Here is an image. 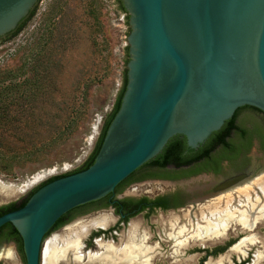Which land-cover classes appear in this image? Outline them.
I'll return each mask as SVG.
<instances>
[{"label":"water","instance_id":"obj_1","mask_svg":"<svg viewBox=\"0 0 264 264\" xmlns=\"http://www.w3.org/2000/svg\"><path fill=\"white\" fill-rule=\"evenodd\" d=\"M43 2L0 0V39ZM120 2L129 27L127 83L93 165L43 186L0 217V228L9 224L19 234L26 264H39L50 236L44 239L62 216L113 193L172 138L196 150L237 110L264 115V0ZM257 172L223 182L221 191Z\"/></svg>","mask_w":264,"mask_h":264},{"label":"rangeland","instance_id":"obj_2","mask_svg":"<svg viewBox=\"0 0 264 264\" xmlns=\"http://www.w3.org/2000/svg\"><path fill=\"white\" fill-rule=\"evenodd\" d=\"M126 23L116 0H44L16 36L0 43V207L21 202L47 180L79 169L91 155L122 86ZM249 156L248 171L261 175L229 191L225 205L230 202L238 209L248 205L263 237L264 160L256 145ZM235 170L227 168L223 175L231 176ZM218 180L202 176L181 184L199 186ZM139 186L155 195L172 185L146 182L125 194L139 195L131 192ZM244 189L246 194L239 192ZM221 203L220 197L204 206L203 227L210 218L207 211L220 205L222 209ZM103 219L72 226L65 235L53 233L48 240L59 249L68 235L88 233ZM232 225L244 230L235 223L229 228ZM255 243L252 237L250 245ZM79 253L80 261L70 256L71 261L68 257L60 264L90 261L82 250Z\"/></svg>","mask_w":264,"mask_h":264},{"label":"flooded vegetation","instance_id":"obj_3","mask_svg":"<svg viewBox=\"0 0 264 264\" xmlns=\"http://www.w3.org/2000/svg\"><path fill=\"white\" fill-rule=\"evenodd\" d=\"M251 114L259 119L264 118V115L257 110L249 107L241 108L236 116L235 124L244 129L247 135L240 137L233 131L226 140L230 144L229 150L223 151L217 147L210 152L207 160H197L180 168H175L172 165L161 168L155 162L141 167L142 170L138 177L190 175L204 165L214 170L173 180L147 178L126 187L121 192H117L115 189L113 193L103 199L77 207L62 216L47 234L44 242L53 233L60 232L65 235L66 230L72 226L81 227L102 217H108L111 220L110 225L105 229L98 227L89 230L81 241V248L75 252L76 256L79 255L82 259L83 256L79 253L82 250L83 255H91L92 258H95L100 253L97 242L107 243L120 250L126 246L129 235L134 230L136 238L132 245L134 248L132 257L124 256L115 264H253L256 258L261 259L256 264H264V236L262 237L261 233H258V226L244 231L245 229L242 230L233 225L232 228L228 227L226 234L222 237L216 239L215 236H212L211 240L206 239L205 241L201 239L197 231L198 228L203 227L205 205L220 197L223 200L221 204L225 205L227 193L245 184L242 183L221 191L223 182L248 172L249 154L255 145L264 160L259 140V135L264 137V126L245 122L243 117ZM198 148L194 151H197ZM247 148L249 149L247 150ZM227 168L236 170L231 176H225L223 174ZM260 175L258 174L257 177ZM202 176L220 181L218 180L217 184L207 183L204 185L202 183L199 186L181 184ZM146 182H165L172 186L170 190L155 195H150L140 186L131 191L139 192V195L125 194L126 189ZM188 208L190 210H187ZM214 208L208 210L207 214ZM219 208L220 210L224 209V207L221 209V205ZM179 215L181 217H178ZM131 227L133 228L131 229ZM15 231L10 225L0 228V264H26L22 240ZM252 237L256 239L254 245H250ZM241 242H245V244L236 251V246ZM42 249L43 246L40 250L39 264H41ZM257 252L261 253L258 257ZM67 261H71L70 256ZM83 262L85 264H101L87 259Z\"/></svg>","mask_w":264,"mask_h":264},{"label":"trees","instance_id":"obj_4","mask_svg":"<svg viewBox=\"0 0 264 264\" xmlns=\"http://www.w3.org/2000/svg\"><path fill=\"white\" fill-rule=\"evenodd\" d=\"M116 2H117V6H118V11L126 16V21H127L126 25L128 26V16H127V14H126L123 6H122V3L120 2V0H116ZM35 12H36V8H34L30 12L29 16L19 24V26L17 27V29L14 32H12L11 34L7 35L6 37L0 39V41H4V40L9 39L10 37L16 36L25 27V25L28 23V21H30V19H32ZM124 53H125V62H124L125 69L123 71L121 89L118 92V95H117V98H116V101H115V104L113 106L112 111L107 115V117L104 121V125H103V128L101 130L98 141L96 143V146H95L93 152L91 153V155L85 161V163L79 169H77L73 172H70L68 174H64L61 176L53 177V178L47 180L46 182L40 184L38 187L34 188L28 194V196L24 200H22L21 202L11 203L7 206L1 207L0 208V217L5 215V214L11 213L13 211L19 210L22 207H24L25 204L27 203L28 199L36 191H38L40 188H42L43 186H45V185H47V184H49L55 180L83 172L93 165L94 160H95V158H96V156L100 150V147L102 145L106 131H107L108 127L110 126V124H111L113 118L115 117L116 113L119 110V107L121 104V99H122L124 92H125V87H126V83H127L126 65L128 63V48L127 47L124 49ZM239 111H240V109L235 112V114L231 120H229L228 122H226L223 125V127L221 128L220 131L213 133L208 138V140L198 148L197 151L188 149V147L186 146L185 139L177 136V137H174L171 140H169V142L167 143V145L165 146L163 151L160 153V155H158L154 160H152L150 163H148L144 166H147L149 164H153L156 162V163H158V165L161 168H164L167 165H172L175 168H180V167L192 164L193 162H196L197 160H201V159L207 160L210 152L217 147H220L223 151L229 150L230 144L226 140L233 131H235L237 134H239L240 137H245V135H247V133L244 129L237 127L235 124V119H236V116L238 115ZM243 119L245 120V122H249L251 124H258L259 126H264V118L259 120L255 115H252V114L251 115H245L243 117ZM259 140H260L261 150L264 153V137L262 135H259ZM248 149L249 148H247V150ZM142 168L138 169L131 176H129L126 180H124L122 183H120L116 187V191L121 192L126 187H128L132 184H135L137 182H140L142 180H145L147 178H152V179L153 178H160V179L173 180V179H178V178H186L190 175H197V174L202 173V172H208V171L214 170L213 168H210V167L204 165V166H202V168L193 172L190 175H180V176H176V177L145 176V177L139 178L138 175H139L140 171L142 170ZM8 225H6V226H8Z\"/></svg>","mask_w":264,"mask_h":264},{"label":"bare ground","instance_id":"obj_5","mask_svg":"<svg viewBox=\"0 0 264 264\" xmlns=\"http://www.w3.org/2000/svg\"><path fill=\"white\" fill-rule=\"evenodd\" d=\"M245 184H250V182H247ZM245 184H242V185H245ZM239 192L246 194L247 190L244 189V190H240ZM261 192H262V195L264 196V187L261 188ZM215 209L217 212L216 211L214 212ZM214 210H211V212L208 213V215L210 216L208 215L207 216L210 218L208 221H206L207 223L206 226L200 227L197 229L199 236L201 237V239H204V241L206 239L211 240L212 236H215L216 239L219 237H222L223 235L226 234L227 229L231 223L233 224L235 223L241 226L246 231L249 229L250 230L253 229L255 224L257 223L256 222L257 220L255 219L253 214L250 213L248 205L242 206V208L238 209L237 207L236 208L232 207L231 203L228 202V204L224 206L223 210H220L217 207L214 208ZM106 218L107 219H103L100 222L92 225V227H99V228L105 229L111 223V220L108 219V217ZM133 231L129 235V238L126 242V246L124 248H121L120 250L107 243L102 244V242L101 243L97 242L98 251L100 253L95 258H92L93 256L89 255L90 260L97 261L101 264H115L119 259L123 258L124 256H128L129 258L132 257L133 250H134L132 245L136 238L134 237L135 232ZM86 234H87L86 230H82L80 232H75V233L68 235L66 239L62 240L63 246L59 249L55 248V246L52 243V239L48 240L43 248L42 257H41L42 264H60L62 261L67 259L69 256L73 257L72 259L75 262L80 261L81 257L79 255L76 256L75 252H78L79 249L81 248V241ZM245 242H241L238 246H236L235 250L238 251L239 247L245 244Z\"/></svg>","mask_w":264,"mask_h":264}]
</instances>
